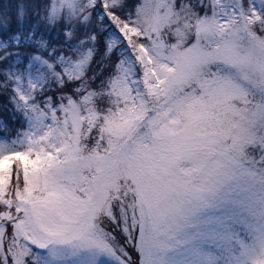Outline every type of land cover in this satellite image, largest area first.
<instances>
[{
  "label": "snow or ice",
  "instance_id": "6c2138e0",
  "mask_svg": "<svg viewBox=\"0 0 264 264\" xmlns=\"http://www.w3.org/2000/svg\"><path fill=\"white\" fill-rule=\"evenodd\" d=\"M0 264H264V0H0Z\"/></svg>",
  "mask_w": 264,
  "mask_h": 264
}]
</instances>
